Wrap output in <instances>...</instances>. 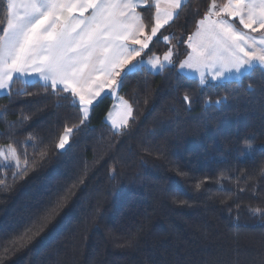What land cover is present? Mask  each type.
<instances>
[{
  "label": "trees",
  "instance_id": "1",
  "mask_svg": "<svg viewBox=\"0 0 264 264\" xmlns=\"http://www.w3.org/2000/svg\"><path fill=\"white\" fill-rule=\"evenodd\" d=\"M212 2L185 0L179 17L154 38L153 51L161 54L186 39L195 30L193 21L201 18L194 14H203ZM6 5L0 0V21ZM163 35L172 39L164 42ZM184 47L178 50L183 53ZM118 93L133 107L129 127L114 130L105 121L113 103L106 95L65 150L55 144L80 115L70 97L19 77L0 95V145L16 149L21 167L27 156L30 166L21 178L16 165L0 161V264L258 260L264 252V218L252 212L264 207V153L259 151L264 79L259 72L202 85L169 66L158 72L141 66ZM186 93L190 104L182 100ZM249 145L254 154L245 151ZM42 150L48 152L44 161L39 160ZM32 159L38 161L35 167ZM177 165L187 176L177 173ZM113 168L119 173L115 179ZM57 192L66 197L64 207L25 247H14L21 226Z\"/></svg>",
  "mask_w": 264,
  "mask_h": 264
},
{
  "label": "snow or ice",
  "instance_id": "2",
  "mask_svg": "<svg viewBox=\"0 0 264 264\" xmlns=\"http://www.w3.org/2000/svg\"><path fill=\"white\" fill-rule=\"evenodd\" d=\"M181 10L182 0H7L5 16L0 21V90L10 89L16 76L38 77L53 93L62 92L65 99L70 97V106L80 115L79 123L64 127L58 137L55 148L65 150L74 131L90 122L92 111L106 95L113 96L123 87L125 79L138 64L145 62V57L154 70L163 71L169 66V71L197 73L202 85L206 77L220 81L235 76L239 80L256 72L264 79V0H228L222 6L214 0L203 14L199 11L194 14L201 17L193 21L195 30L166 48L161 59L153 51L154 38L159 39L161 29L170 26ZM146 31L150 34L145 35ZM171 39L162 36L164 42ZM181 44L185 45L183 53L178 50ZM182 100L185 104L192 102L187 93ZM117 107L124 114L119 123L113 119L111 126L128 128L132 105L119 97ZM145 151L151 154L152 149ZM155 151L164 155L159 148ZM245 151L254 154L256 149L249 145ZM259 151L264 153V145L259 146ZM9 153L4 158L15 162L19 169L15 175L27 176L30 170L27 156L21 167L16 149L10 146ZM0 155L4 153L0 151ZM47 158L46 150L39 151L40 161ZM250 158L254 160L255 156ZM37 164L32 159L31 166ZM111 171V178L115 179L119 173L115 168ZM176 171L187 176L179 165ZM251 175L248 173L244 179ZM231 178L238 181L240 176ZM65 200L57 192L44 207L38 208L21 226L23 232L13 246L25 247L64 207ZM257 212L264 218V207L254 209L252 214ZM214 264L240 262L229 257L217 259ZM253 264H264V252Z\"/></svg>",
  "mask_w": 264,
  "mask_h": 264
},
{
  "label": "rangeland",
  "instance_id": "3",
  "mask_svg": "<svg viewBox=\"0 0 264 264\" xmlns=\"http://www.w3.org/2000/svg\"><path fill=\"white\" fill-rule=\"evenodd\" d=\"M185 0H182V3L184 2ZM213 3V2H212ZM211 3V4H212ZM227 3V2H226ZM210 4V5H211ZM217 4V3H216ZM218 6H222V5H219V4H217ZM147 34H150V32H145V35H147ZM172 45H168V47H171ZM167 47V48H168ZM163 53V52H162ZM162 53L161 54H157V55H160L161 56V59H162ZM147 59H148V57H145L144 58V60H145V62H143V63H140V64H138L137 65V67L136 68H139V67H141V66H144L145 68H147L148 70H150L151 72H158V71H160V70H154V69H152V67L146 62L147 61ZM135 68V69H136ZM183 74H185V75H187V76H189V77H193V78H196V79H198L199 80V76H198V74L197 73H193V72H189L188 70H185L184 72H182ZM231 79H236V77L235 76H233ZM231 79H228V80H231ZM206 81H211L210 80V78H208V77H206ZM222 81H226V80H220V81H212V82H222ZM4 93H7V90L6 91H3V90H0V95L1 94H4ZM119 97H121L120 95H119V93H118V90H117V92H116V94L115 95H113V96H111V98L113 99V103H112V106H111V108L109 109V111L107 112V114H106V116H105V121L111 126V124H112V120L113 119H115V120H117V122L119 123V121H120V119L123 117V109H120V108H118L117 106L119 105ZM112 127V126H111ZM112 129H114V130H119V129H116V128H113L112 127ZM0 151H2L3 153H4V155H0V161L1 162H3V163H7V164H14V165H16L15 164V162L14 161H11V160H6L5 158H4V156L5 155H9L10 153H9V147L8 146H1L0 145Z\"/></svg>",
  "mask_w": 264,
  "mask_h": 264
},
{
  "label": "crops",
  "instance_id": "4",
  "mask_svg": "<svg viewBox=\"0 0 264 264\" xmlns=\"http://www.w3.org/2000/svg\"><path fill=\"white\" fill-rule=\"evenodd\" d=\"M226 2L228 3V0ZM226 2L224 4H227ZM16 77H19V76H16ZM19 78H21L22 80L31 81V82L32 81H40L38 77H19ZM41 82H43V81H41Z\"/></svg>",
  "mask_w": 264,
  "mask_h": 264
}]
</instances>
